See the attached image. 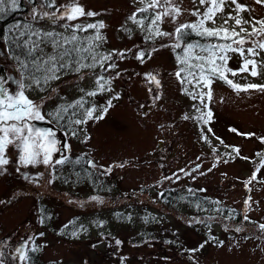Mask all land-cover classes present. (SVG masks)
Listing matches in <instances>:
<instances>
[{"label":"rangeland","instance_id":"obj_1","mask_svg":"<svg viewBox=\"0 0 264 264\" xmlns=\"http://www.w3.org/2000/svg\"><path fill=\"white\" fill-rule=\"evenodd\" d=\"M78 2L86 12L96 15L54 21L53 14L59 17L64 11L59 6L70 0H55L54 8L46 7L40 0L36 5L29 3L23 24L29 33H39L29 41L38 40L46 32L70 36L75 29L66 30V23L102 22L105 27L101 29L76 34L80 46L88 47L89 39L98 32L103 39L93 41L97 59L111 53L112 60L103 67L97 64L80 73L61 70L59 79L38 87L28 78L29 71L22 74L4 58L7 74L3 82L19 91L23 82L25 95L37 103L42 101L46 117H55L61 106L81 98L86 101L85 108L95 106L99 110L107 107L109 101L112 106L103 119L68 124V151L72 155L63 164L54 163V154L53 166L25 165L20 162L22 152L15 145L5 150L8 163L0 165V264H24L21 257L28 253L29 240L41 233L44 236L38 238L42 249L38 264L50 260L59 264H264V232L260 228L264 225V163L260 169L257 167L264 161V92H238L216 80L212 85L213 131H209L199 118L209 110L208 98L201 103L202 89L182 84L175 74L183 67L178 61L184 55L183 45L199 41L178 40L175 36L146 39L154 31V26L150 30L154 13L149 10L137 15V11L151 0ZM177 2L183 14L175 22L165 18L161 31L172 33L180 23L195 22L198 17L192 12L196 8L204 11L206 7L199 5V0ZM239 2L248 9L239 14L244 19H264V4L256 0ZM49 4L53 5L51 0ZM17 6L5 0L0 13ZM234 8L235 5L226 6L216 23L208 26H221L222 17L229 11L236 15ZM133 15L135 19L131 18ZM225 26L231 27L233 22ZM243 27L251 31V25ZM176 43L182 47H174ZM252 46L251 41L243 45L245 49ZM41 47L44 53L54 52L50 44ZM145 48L150 50L148 57L138 59V52ZM121 52L130 56L121 59L117 55ZM229 55L228 67L238 69L243 58L236 53ZM249 58L264 61V51ZM83 62L92 61L89 58ZM109 63L116 67L108 68ZM148 74L155 76L159 84L150 80ZM100 75L110 82L105 84L108 90L87 96V92L97 91L96 79ZM229 78L241 85L264 84V69L256 77L242 73ZM73 131L76 135H72ZM247 133L254 135H242ZM234 147L239 148V155ZM85 156L95 163L92 168L82 166ZM71 163L78 165L71 169ZM254 174L256 179L248 184ZM182 185L188 192L198 188L203 194L218 198L239 210L247 220L235 225L231 219L225 224L223 218L202 222L199 217L177 215L178 210L189 214L201 210L187 202L179 203L177 210L162 204L160 191ZM40 225L50 226L52 232L43 231ZM58 234L69 238L62 239ZM150 235L158 241L166 239L168 247L163 253L151 246ZM135 241L148 248L144 250L142 246L137 251L139 243Z\"/></svg>","mask_w":264,"mask_h":264},{"label":"snow or ice","instance_id":"obj_2","mask_svg":"<svg viewBox=\"0 0 264 264\" xmlns=\"http://www.w3.org/2000/svg\"><path fill=\"white\" fill-rule=\"evenodd\" d=\"M52 4H55V0H51ZM5 0H0V5H3ZM11 3L16 6L17 0H11ZM256 3L264 4V0H256ZM199 5L206 6L204 11L200 8H196L192 15L197 16L198 19L192 23H180L175 31L165 32L160 30V24L163 23L165 18H170L173 22L183 14V10L179 7L177 0H151L150 3L144 8L138 9L141 13H147L151 10L154 15L150 21V30L154 26V31L146 39H154L155 37H173L178 40H182L183 36L189 31L196 33L197 35L205 38H216L220 43H207L200 44L199 42L187 43L183 45V57H178V61L183 67L180 68L175 74L180 78L181 83L194 84L195 87H199L202 90L199 93V99L201 103L204 102L205 97L209 100L212 97V85L216 80L223 81L236 91H249L257 90L264 92V84H245L241 85L235 83L229 76L235 77L242 73H248L253 77L261 75V70L264 69V61H257L251 59V57H257L260 55V51H264V19L259 21L244 19L239 14L247 11V6L240 3L239 0H199ZM235 5L234 11L236 15L233 16L229 11L226 17L223 18V24L219 27H209V24H215L218 15H221L225 11L226 6ZM64 11L59 17L53 14L52 18L66 19L67 21L77 20L84 16H94L96 13L86 12L85 9L79 4L78 0H70L69 4L60 5ZM15 10V7H13ZM59 10V9H58ZM4 11L3 7H0V12ZM45 15H48L45 13ZM135 19V15L131 17ZM233 22V26L226 27L229 22ZM143 23V21H138ZM244 24L251 25V31L243 27ZM259 25V27H257ZM67 29H75L70 36H63L54 32H46L36 41H24L23 44H18V47H27V54L24 61L20 60L19 56L15 59L20 61L22 69L29 71V79L32 84L40 86L41 83L48 84L49 81L59 79L61 70L65 72L72 70L76 73H80L83 69L94 68L97 64L101 67L110 60H112V54L107 56H101L97 59V53L94 51L93 41L102 40V36L97 35L89 39V46H80V38L76 34L77 31H87L88 29H101L105 25L100 22L90 23L87 25L66 23L63 25ZM19 27V26H17ZM239 29V30H237ZM21 36L24 33H20ZM32 35L39 36V33H32ZM259 37V39H257ZM251 41L252 47L245 49L244 44ZM41 44L47 46L50 44L54 52L51 54L44 53ZM68 45V47H65ZM235 45V47H234ZM176 48H181V43L174 45ZM258 49L260 51H258ZM34 53H39L33 58ZM87 53L88 55H84ZM230 53L239 54L243 59L238 69H232L228 67V61L231 59ZM117 55L123 56V53ZM146 53L141 51L138 59L143 60ZM31 58V59H29ZM91 59V63H84L83 61ZM114 63H109L108 68H115ZM107 70V69H105ZM39 73V75H37ZM183 74V75H182ZM119 75V73H117ZM150 80L159 84L155 76L148 74ZM82 78V77H81ZM2 79V78H0ZM110 83L105 79L103 75H100L96 79L97 91L87 92V96H95L98 92H103L108 89L105 88V84ZM20 91L15 94H9L7 89L0 91V165L8 163V160L4 158L5 150L9 145H15L22 152L20 156V162L27 164L43 163L45 165L53 166V155L55 153L66 152L70 149V145L60 142L56 139V133L52 129H40L31 123L33 120H44L45 117L41 113V103H37L28 96L25 95V85L23 82L19 84ZM27 87H31L27 85ZM207 89V91H203ZM83 91V89H81ZM185 91H187L185 89ZM197 99L196 95L192 97ZM86 101L81 98L74 104H68L61 106L59 111L54 115L57 121L64 120V114L72 109V113L68 118V123L81 125L86 124L88 120H100L104 118V114L107 113L110 108L111 101L108 102L107 107L97 109L95 106L85 108ZM82 110V111H81ZM99 111L100 114H97ZM199 111V109H198ZM79 115L80 118H74ZM212 117V112L209 109L207 112L202 113L199 117L207 123ZM186 119L188 117H185ZM210 131V129H209ZM232 131H236L232 129ZM72 135H76L75 131ZM242 135L252 136L254 133H247ZM204 139L207 141L208 137ZM219 139V138H217ZM264 140V137H261ZM62 143V147H57ZM223 143V141H221ZM233 151L239 155V148H233ZM228 155H231L230 153ZM257 155H260L259 153ZM247 159V157H245ZM68 160L67 155H62L60 158L54 161L55 164H63ZM258 171V170H257ZM256 179L254 174L247 183L250 184L252 180ZM250 199V198H249ZM247 219V217H245ZM261 229H264V225H260ZM239 231V229H237ZM119 243V242H118ZM203 247V245H201ZM195 251V250H193ZM22 259H27L26 256H22Z\"/></svg>","mask_w":264,"mask_h":264},{"label":"trees","instance_id":"obj_3","mask_svg":"<svg viewBox=\"0 0 264 264\" xmlns=\"http://www.w3.org/2000/svg\"><path fill=\"white\" fill-rule=\"evenodd\" d=\"M40 2L44 5H46V7H48V8H54L56 5V4L50 5L49 0H40ZM29 3L32 5H36L37 0H17L18 6H17V8H15V10H10L9 12L7 11L8 13H6V12H4L2 14L0 13V47L2 46L1 48H4L3 50L5 51L3 56H0V77H2L3 79H5V76L7 74L6 73L7 65L4 62V58H6L10 63H12L14 68L19 69L20 72H22V74H26L27 73L26 71H28V70L21 68L20 61L16 60L15 57L19 56L20 60L24 61L26 58V54H27V47H30V44L27 47H18L17 45L23 44L24 41H29L31 38L35 37V35H32L33 32L29 33V30L26 27H24V24H23L26 21L25 16L29 11V7H28ZM139 14H144V13L137 11V15H139ZM17 26H19V27H17ZM20 33H24V35L21 36ZM182 39H186V40L188 39L187 41H199V42H206V43H220V42H222V41L216 40V38H205V37H201L199 35H195L191 31H189L186 35H184ZM65 47H68V45H65ZM142 51L146 53V56L144 58V59H146L149 55L150 50L148 51L147 48H145V50H142ZM121 53H123V56L118 55V57L120 56L121 59H125L126 57L130 56L129 54H127V52H121ZM138 53H140V52H138ZM36 55H39V53H34L33 58ZM29 59H31V58H29ZM37 74L39 75V73H37ZM48 84H50V81L48 82ZM48 84H43V82L41 83V85H43V86L48 85ZM207 100H208V104H209V109L212 112L213 111V106H212L213 98L211 97L210 100L209 99H207ZM71 113H72V109L70 110V113L68 115H66L65 119L62 120L61 124L65 130H67V126L69 124L68 118L71 115ZM212 115H213V113H212ZM78 116L79 115H77L76 117H78ZM76 117H74V118H76ZM213 122H214L213 119H210L207 123L204 122L208 126L210 131H213V128L211 125ZM263 163H264V161L262 160L260 163H258L259 165H257V167L260 169L263 166ZM194 189H196V190H193V192H188L189 189L187 187H185L184 185H182V187L181 186L180 187L179 186L167 187L164 190L159 192V199L167 209L168 208L169 209L175 208L176 206L179 205V203H182V202H187L188 204H190L192 206H196L199 209H201V210L196 211V212H198L196 214H193V213L189 214V212H185L182 210L176 211L177 215L181 214V216H184L187 219L199 217V218H201L202 222H205V221H208L211 219L214 220L213 217H217L219 219L223 218V223H225V224H228L227 221L231 219L235 225H241V224L245 223V221L247 220V219L243 218L242 213L239 210L234 209V208L224 204L218 198L210 197L207 194H203L202 191L200 192L198 188H194ZM108 195L113 197L115 194L109 193ZM120 196L122 197L121 194H120ZM175 209L177 210V208H175ZM207 217L208 218L210 217V219H207ZM41 227H43V231L52 232V228L50 226L44 227V225H42ZM261 230H262V232H264V229H261ZM104 233L105 232H101V235H103ZM42 236H44L43 233L36 234L35 238L33 237L31 240H29L30 245H29L28 253L26 255L27 259L24 260L25 261L24 264H36L37 262L38 263L40 262L39 258L41 257V254H42L41 250L42 249L39 247V239L38 238H41ZM58 236L62 239H68L69 238L65 234H58ZM148 237L151 238L150 241H151V243H153L151 246L154 247V250H156L157 252L161 251L163 253L166 250V248L168 247L167 243L165 241L166 240L165 238H160V241H158L159 240L158 238L157 239L154 238L155 235H150ZM154 239H156V243H155ZM157 241L159 242V244ZM138 243L139 242H136V244H138ZM142 246H143L144 250H146L148 248V247L142 245L141 243H139V245L136 246L137 251L139 249L142 250ZM94 248H96L97 250L99 249V247H94ZM163 248H165V249H163ZM47 263L59 264V262H57V261L55 262V261H51V260L48 261ZM9 264H11V263H9Z\"/></svg>","mask_w":264,"mask_h":264},{"label":"flooded vegetation","instance_id":"obj_4","mask_svg":"<svg viewBox=\"0 0 264 264\" xmlns=\"http://www.w3.org/2000/svg\"><path fill=\"white\" fill-rule=\"evenodd\" d=\"M2 78V77H0ZM4 79H0V91H2L3 89H7L8 90V93L9 94H15L17 93L19 90H16L14 87L11 88L9 86H7L6 84H4ZM41 113L44 115V112L42 111V105H41ZM45 117V121H48L50 124L45 126V125H40L39 121L40 120H33L31 121L32 124H34L37 128H40V129H52L55 133H56V139L60 142H63V143H66L69 145V142L67 141V134H68V130H65L63 127H62V124H61V121H57V119L55 117ZM43 121V120H42ZM57 147H62V143L61 144H58ZM19 149V148H18ZM62 155H72L71 151H66V152H58V153H55V160L60 158ZM84 159H86V162H84L82 164L83 167H90L92 168L93 165H90L89 162L92 161L91 158L87 157L86 156L84 157ZM54 160V161H55ZM78 164H74V163H71V169L75 168V166H77ZM99 169V167H97Z\"/></svg>","mask_w":264,"mask_h":264},{"label":"water","instance_id":"obj_5","mask_svg":"<svg viewBox=\"0 0 264 264\" xmlns=\"http://www.w3.org/2000/svg\"><path fill=\"white\" fill-rule=\"evenodd\" d=\"M39 123H40V125H45V126L50 124L48 121H45V120H43V121L40 120ZM89 164L90 165H95V163L93 161H90Z\"/></svg>","mask_w":264,"mask_h":264}]
</instances>
